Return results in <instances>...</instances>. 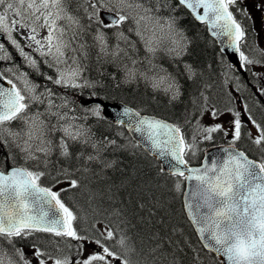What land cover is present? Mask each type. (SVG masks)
<instances>
[{
    "label": "snow or ice",
    "instance_id": "1",
    "mask_svg": "<svg viewBox=\"0 0 264 264\" xmlns=\"http://www.w3.org/2000/svg\"><path fill=\"white\" fill-rule=\"evenodd\" d=\"M236 4L237 0H77L76 10H84L85 25L68 11L69 0H0V39L6 36L44 80L43 84L33 81L20 66L0 69V146L14 145L17 150L0 159V264H32L33 259L37 264H133L129 254L135 249L129 246L119 225L112 228L101 222L97 228L90 224V234H82L74 226L78 216L61 199L62 193L81 187L77 173L89 171V164L99 168L100 173L113 168L115 161L108 160L105 153L121 147L116 139L103 133L97 137L92 129L93 118L98 122L106 119L105 98L99 92L102 86L85 76L84 61L95 49L98 61L117 68L113 80L131 83L143 79L153 91L171 94V99L176 100L180 96L176 78L166 69L154 71L157 66L149 57L163 48L167 55L179 60L187 51L186 37L175 27V18L165 19L161 11L181 6L190 9L197 20L215 30L214 36L227 37V47L239 53V66L244 68L262 61L241 51L246 33L230 10ZM260 7L264 9V5ZM201 8L203 15H197ZM25 28L30 29L26 38L35 43V52L54 70L53 74L41 72L37 59L14 38L15 30ZM39 30H46V35L37 39ZM88 32L92 33L91 45L83 42ZM109 33L115 37L114 44L109 43ZM133 33L138 41L130 39L129 34ZM140 41L147 52L143 59L135 56ZM253 51L264 57V49ZM12 59L5 43H0V62ZM145 60L149 67L142 70L139 65ZM185 70L195 75L191 65L186 64ZM49 83L55 87H49ZM259 92L264 96V88ZM201 96L205 104L201 115L208 111L217 117V110L206 107L208 97L203 93ZM244 110L249 111L247 104ZM122 115L129 117V129L144 136L157 155L170 158V175L177 178L175 191H181L184 181L195 182L186 194L184 206L195 231L208 240L205 247H214L228 264H264V158L257 162L236 151L234 145L242 135L241 113L233 111L234 129L225 132L232 136L229 147L224 149L227 155L202 167H188L185 157L195 156L200 133L210 140L211 133L222 130L220 124L205 127L197 121L188 142L179 124L144 116L127 107ZM249 120L258 132L253 143L264 144V127L250 115ZM185 122L191 124L187 118ZM73 148L77 151L73 152ZM88 148L92 151L86 152ZM54 152L64 160L80 161V167L57 168L51 160ZM10 161L12 166L6 169ZM50 167L52 171L48 170ZM100 173L94 171L95 175ZM44 178L48 179L47 186L41 183ZM61 184L67 187L57 189ZM138 209L146 210L148 216L155 214L144 202L138 204ZM113 214L121 215L119 209ZM40 233L47 234L45 243L56 250V255L37 246L35 239ZM30 237L31 256L17 246ZM155 239L161 240L159 236ZM71 241L77 242L80 258L65 254V249L73 246ZM87 247L93 250L84 255ZM162 247V242H158L152 251Z\"/></svg>",
    "mask_w": 264,
    "mask_h": 264
},
{
    "label": "trees",
    "instance_id": "2",
    "mask_svg": "<svg viewBox=\"0 0 264 264\" xmlns=\"http://www.w3.org/2000/svg\"><path fill=\"white\" fill-rule=\"evenodd\" d=\"M76 9L77 0H69L68 10L80 17L81 23L86 25L84 10L77 11ZM160 15L165 19L169 16L174 17L175 27L186 37L187 51L179 60L173 59L162 50H159L155 56L149 57L154 65L161 66L176 78L181 90L178 99L172 100L171 94L166 95L162 91H153L151 84L143 79L131 83H124L122 79L113 80L112 76L117 74V68L104 60L98 61L94 49L91 50L90 59L84 61L87 65L85 76L102 86L99 92L106 100H122L139 111L151 113L179 124L189 139L191 128L197 124L198 113L203 104L201 93L210 94L215 102L217 95L226 94L224 85L221 86L222 74L227 71L226 61L205 26L198 23L186 8L181 6L172 11L163 9ZM129 36L133 41L139 40L134 33ZM83 42L88 45L92 44L91 32L84 35ZM137 48L139 51L135 53V56L143 59L147 52L141 41L137 44ZM186 64L192 66L195 75L185 70ZM139 66L142 70H147L149 67L146 60ZM43 73L46 71L44 70ZM32 77L33 81L44 83L40 74L32 75ZM118 83L119 86H117ZM206 85L209 87H205ZM48 86L55 87L50 83ZM261 110L264 113L262 108ZM186 118L191 121V124L185 122ZM90 124L97 137L103 133V135L116 139L121 147L105 153L108 160L115 161L113 168L105 169L100 173L99 168L89 164V171L77 173L81 187L61 194V199L66 206L78 216L74 226L82 230V234L86 232L90 234V224H94L97 228L100 227L101 222L112 228L119 225L128 237L129 246L135 249L129 254L133 264H220L217 257L201 245L185 214L182 202L183 184L180 192L175 191L174 182L177 178L161 171L156 159L146 153L129 136L123 126L115 125L107 119L98 122L95 118L90 121ZM212 142H224V140L213 139L207 142V145ZM257 149L249 153L258 157ZM9 151L13 154L17 152L14 145L11 148L0 146V159ZM72 151H77V148H73ZM90 151H92L91 148L86 150V152ZM202 154L203 149L201 148L195 156L188 155L187 158L189 162L197 163ZM51 160L57 168L61 166L79 168L81 164L78 160H64L59 157L58 152L53 153ZM20 163L24 162L20 161ZM10 166H12L11 161L5 167ZM48 170L52 171V168ZM93 170L100 174L95 175ZM41 183L47 186L48 179H42ZM60 187H67V185H58L57 189ZM141 202L152 208L155 214L148 216L146 210H139L137 205ZM116 209L120 210L119 217L113 214ZM37 236L39 237L35 239L37 246L42 250L52 252L53 255L57 254L53 247L46 245L47 234L40 233ZM156 236H159L161 240L157 241ZM32 242L33 238L30 237L25 241H20L17 246L22 247L25 252L32 251L30 247ZM158 242H162L163 247L153 252L152 249ZM71 243L72 248L65 249V254L79 258L77 257V242L71 241Z\"/></svg>",
    "mask_w": 264,
    "mask_h": 264
},
{
    "label": "water",
    "instance_id": "3",
    "mask_svg": "<svg viewBox=\"0 0 264 264\" xmlns=\"http://www.w3.org/2000/svg\"><path fill=\"white\" fill-rule=\"evenodd\" d=\"M188 10L190 11V13L195 18V15L191 12V10L190 9H188ZM196 14L197 15H203V9L202 8L198 9ZM197 21L201 22V23H206V22H203V21H200V20H197ZM206 25H207V28H208V32L217 41L218 45L220 46V49L227 56L229 61L232 64H234L236 70L240 71V72H244V68H241L239 66V53H237L234 50H232V49L227 47V37H222L221 38V37L214 36L213 35V31H215V30L210 28L207 23H206ZM5 86H7V85H5ZM103 103L105 104V110H104L105 117L107 119H109L110 121H112L113 123L123 125L125 127V129L128 131V133L131 135V137L136 142H138L148 152V154H150L151 156L155 157L158 160V162L160 163L161 167L165 171L170 173V163H171L170 158L166 159V158H163V157H160L159 155H157L156 152L151 148L150 142H148L144 138V136H142L140 133H137V132L129 129V126H128L129 117H126V116L122 115L123 109L125 107L130 108L133 111H138V110L135 109L134 107L130 106L129 104L124 103L123 101L112 102V101L103 100ZM140 113H141V115H144V116L155 117L157 119L164 120V121H166L168 123H172V122H170V121H168L166 119H163L161 117H158V116H155V115H152V114H147V113H142V112H140ZM133 119H134V117H133ZM120 121H123V123H120ZM228 147H229V144H218V145H213L211 147H208L204 151V156H203L201 162L199 164H188V167H202L204 164L211 165L213 160L218 159V158L219 159H223L227 155L224 152V149H226ZM234 147H235L236 151L243 152L242 150L238 149L235 145H234ZM248 158L252 159L250 157H248ZM252 160H254V159H252ZM254 161H256V160H254ZM186 174H188L187 171H186ZM194 183H195L194 181H185V186H184V190H183V204H185L186 194L191 191L192 186L194 185ZM184 209H185V212L187 214V209L185 208V206H184ZM194 228H195V226H194ZM197 235H198L200 241L202 242V244L204 246H205V244L209 243L207 239L201 238L199 233H197ZM205 248H207L208 250L212 251L216 256H218L220 261H221V264H228L226 258H221L220 255L214 251V247H205Z\"/></svg>",
    "mask_w": 264,
    "mask_h": 264
},
{
    "label": "rangeland",
    "instance_id": "4",
    "mask_svg": "<svg viewBox=\"0 0 264 264\" xmlns=\"http://www.w3.org/2000/svg\"><path fill=\"white\" fill-rule=\"evenodd\" d=\"M245 3L247 5L249 13L252 15L255 14L252 10H256L261 14L264 12V9H262L260 7L261 5H264V0H247V1H245ZM2 12H3V9L0 8V13H2ZM29 32H30V29H28V28H25L23 30L17 29L14 31L13 35H14V38L17 39V42L20 43V45L24 49V51L28 52L34 59H36V55H39V53L35 52V48L37 47L35 45V43L26 38L27 35L29 34ZM39 32H40V35L37 36V39H40L41 36L46 35V30H39ZM259 38H260V42L263 43V45H264V30L259 35ZM111 40H112V42H111ZM115 42H116L115 37L110 36L109 43L114 44ZM29 44H31V47H28ZM161 50L165 51V50H163V48ZM13 59L16 62L15 66H20V69H22L21 68L22 64L28 65L24 61L23 57H21L19 55V51L17 49L15 50ZM42 59H44V58H42ZM156 66H157V68L154 69V71H159L160 69H162L161 66H158V65H156ZM148 74H149V76H151L153 73L150 71V73H148ZM236 88L242 89L243 87H241L237 84ZM206 107L209 109L215 110V107L211 104L206 105ZM237 109H238V112L241 113L239 106H237ZM234 119H235V117L233 116V110L230 111L229 109H224V110H221L220 112H218V115L215 118L210 115V112L206 111L203 113V115L200 116L198 121L202 126H205V127H211V126H215L216 124H220L222 126V129H224L227 132H229V131L231 132L234 129V125H233ZM240 119H241V117H240ZM204 135H205L204 133H200L197 137V140H204L203 139ZM93 247H87L86 251L84 252V255H87L88 252H91L93 250ZM49 264H51V262H49Z\"/></svg>",
    "mask_w": 264,
    "mask_h": 264
},
{
    "label": "flooded vegetation",
    "instance_id": "5",
    "mask_svg": "<svg viewBox=\"0 0 264 264\" xmlns=\"http://www.w3.org/2000/svg\"><path fill=\"white\" fill-rule=\"evenodd\" d=\"M255 14H250L248 11L247 12H240V17L243 18L244 20L248 21L249 24L251 22H255V25L258 26L260 25L261 28L264 30V12L261 14L256 10H252ZM257 16V17H256ZM254 20V21H253ZM250 122H247V125H249ZM262 125V123H260ZM254 131L256 132L257 129L254 127Z\"/></svg>",
    "mask_w": 264,
    "mask_h": 264
},
{
    "label": "bare ground",
    "instance_id": "6",
    "mask_svg": "<svg viewBox=\"0 0 264 264\" xmlns=\"http://www.w3.org/2000/svg\"><path fill=\"white\" fill-rule=\"evenodd\" d=\"M92 43V42H91ZM95 50V49H94ZM42 69H43V67H42ZM130 85V84H129ZM119 88V87H118ZM103 89V88H102ZM120 90V89H119ZM150 91V90H149ZM113 92V91H112ZM147 96V95H146ZM119 97V96H118ZM133 97V96H132ZM150 97V96H149ZM133 101V100H132ZM86 150H88V149H86ZM85 150V151H86ZM64 161V160H63ZM74 161V160H73ZM62 162V161H61ZM118 184V183H117ZM127 188V187H126ZM126 196V195H125ZM123 197V196H122ZM136 200V199H135ZM142 200V199H141ZM123 203V202H122ZM153 203V202H152ZM138 206V205H137ZM133 207V206H132ZM124 208V207H123ZM129 213V212H128ZM134 214V213H133ZM136 215V214H135ZM137 217V216H136ZM137 222V221H136ZM140 223V222H139ZM136 224V223H135ZM143 224V223H142ZM130 229V228H129Z\"/></svg>",
    "mask_w": 264,
    "mask_h": 264
}]
</instances>
